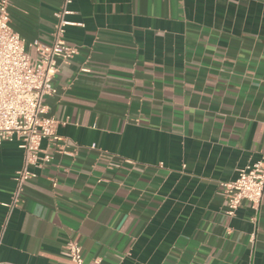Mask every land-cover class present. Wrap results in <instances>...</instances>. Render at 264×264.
Instances as JSON below:
<instances>
[{
    "label": "crops",
    "instance_id": "crops-1",
    "mask_svg": "<svg viewBox=\"0 0 264 264\" xmlns=\"http://www.w3.org/2000/svg\"><path fill=\"white\" fill-rule=\"evenodd\" d=\"M63 0H8L11 29L50 44ZM52 155L10 203L0 145V264H264V194L225 213L221 184L264 157V0H71ZM78 24H81L80 26ZM87 70L86 72L81 71ZM95 145L94 149L91 146ZM62 147L66 154L58 152Z\"/></svg>",
    "mask_w": 264,
    "mask_h": 264
},
{
    "label": "built area",
    "instance_id": "built-area-1",
    "mask_svg": "<svg viewBox=\"0 0 264 264\" xmlns=\"http://www.w3.org/2000/svg\"><path fill=\"white\" fill-rule=\"evenodd\" d=\"M70 4L71 0H63L61 9L54 14L56 24L50 44L38 40L30 43L35 51V57H32L26 52L24 40L10 27L8 0H0V145L16 140L23 153L10 203L5 205L11 210L19 204L24 184L35 178L32 170L53 159L41 150V143L46 140L48 144L56 145L58 123L44 116L46 109L42 101L55 93L52 82L58 70L57 61L66 64L78 53L75 46L64 40L66 27L75 26L66 19L71 15ZM94 148L92 145L91 149ZM58 152L66 154L62 147ZM221 188L225 213L229 217L234 216L242 202L257 210L264 194V157L238 170L235 179L222 183ZM62 255L70 264H84L83 250L77 240H68ZM100 262L95 258L89 264Z\"/></svg>",
    "mask_w": 264,
    "mask_h": 264
}]
</instances>
